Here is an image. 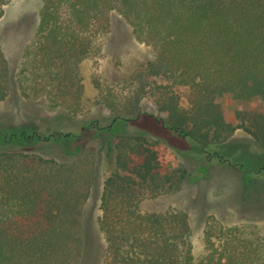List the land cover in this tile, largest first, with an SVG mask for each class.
<instances>
[{
  "label": "trees",
  "instance_id": "16d2710c",
  "mask_svg": "<svg viewBox=\"0 0 264 264\" xmlns=\"http://www.w3.org/2000/svg\"><path fill=\"white\" fill-rule=\"evenodd\" d=\"M8 3L0 0V19ZM112 12L154 51L127 93L95 80L115 118L140 117L147 99L165 128L204 149L238 129L264 147V115L251 107L255 99L264 102V0H45L23 58L37 68L50 105L69 118L87 110L79 64L101 54L94 28ZM12 81L0 46V102L11 93ZM226 97L240 102L237 123L227 121ZM35 134L30 141L39 139ZM112 147L115 170L104 183L98 219L104 264H264V233L243 225L209 226L205 253L196 257L187 214L140 209L144 198L179 186L170 150L132 134L117 135ZM95 150L68 154V162L0 150V264H81V220L95 179Z\"/></svg>",
  "mask_w": 264,
  "mask_h": 264
},
{
  "label": "rangeland",
  "instance_id": "374dc122",
  "mask_svg": "<svg viewBox=\"0 0 264 264\" xmlns=\"http://www.w3.org/2000/svg\"><path fill=\"white\" fill-rule=\"evenodd\" d=\"M44 5L45 0H9L0 19V46L13 75L11 93L0 102V150H28L68 162L72 160L68 154L96 149L95 179L81 220V264H104L106 242L98 219L104 183L115 170L113 141L120 134L146 136L172 153L179 186L170 193L144 198L140 209L143 213L187 214L196 257L205 253L204 232L209 226L243 225L264 233V147L251 134L238 129L228 140L204 149L192 137L165 128L147 99L141 102L140 117L121 119L100 100L101 88L95 80L103 88L127 93L133 75L143 72L154 59L153 49L138 41L120 14L112 12L94 28V40L102 52L79 64L87 110L69 118L63 109L49 104L40 91L37 68L23 58L36 37ZM224 104L227 121L237 123L235 110L240 102L226 97ZM251 107L264 115L262 100H253ZM34 134L39 139L30 141Z\"/></svg>",
  "mask_w": 264,
  "mask_h": 264
}]
</instances>
